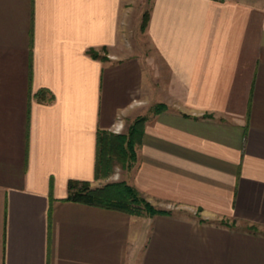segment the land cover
Here are the masks:
<instances>
[{"label": "crops", "instance_id": "1", "mask_svg": "<svg viewBox=\"0 0 264 264\" xmlns=\"http://www.w3.org/2000/svg\"><path fill=\"white\" fill-rule=\"evenodd\" d=\"M137 4L0 0V264H264V0H152L145 53ZM146 109L129 183L174 210L67 199Z\"/></svg>", "mask_w": 264, "mask_h": 264}, {"label": "trees", "instance_id": "2", "mask_svg": "<svg viewBox=\"0 0 264 264\" xmlns=\"http://www.w3.org/2000/svg\"><path fill=\"white\" fill-rule=\"evenodd\" d=\"M144 27L149 20V12L144 15ZM94 58H107L95 49L90 50ZM40 99L45 98V90H40L37 94ZM166 108L159 106V110ZM142 122V123H141ZM144 118L138 120V124L133 126L131 136L123 133H113L108 130L98 132V152L95 179H102L111 173V162L113 154L120 155V159H129L136 162V146L142 143L144 134ZM131 153V156L128 153ZM129 157V158H128ZM69 196L67 199L92 204L100 207H107L122 210L133 215H139L145 211L151 214H166L164 210L154 209L150 203L142 206L145 199L140 197V191L127 181L109 182L102 186H94L92 181L70 180Z\"/></svg>", "mask_w": 264, "mask_h": 264}, {"label": "rangeland", "instance_id": "3", "mask_svg": "<svg viewBox=\"0 0 264 264\" xmlns=\"http://www.w3.org/2000/svg\"><path fill=\"white\" fill-rule=\"evenodd\" d=\"M138 1V6H139V10L142 11L141 14V21L139 24H134L132 27V30L129 31L128 35L129 38L127 39L128 44L132 45V47L136 50V51H140L145 53L148 50V43L146 40V36L144 34L146 27H144V13H147L150 11V6H151V2L152 0H137ZM135 23V22H134ZM163 105L165 107L164 104H160V106ZM143 112V111H142ZM140 113L138 116L134 117V118H129L128 122L126 121L125 125L123 128L118 129L117 127L114 130H108L110 132L119 134V133H123L126 134L128 137L131 136V132H132V128L133 126H135L136 124H138V120L141 118H144V121L146 120V115L148 110L146 109L145 113ZM142 123V122H141ZM145 123V122H143ZM117 130V131H115ZM137 147V146H136ZM129 156H131V153H128ZM129 158V157H128ZM131 158V157H130ZM130 158L127 159L125 161V159H120V155L118 154H113L112 156V164H111V173L110 175L99 179V180H95L92 181L94 186H102L105 185L106 183L109 182H117V181H127L129 183V177H130V173L131 170L133 169L135 162H131ZM130 184V183H129ZM140 197L145 199V201H142V206H146V202L150 203V205H152L154 207V209H160V210H164L168 213H171L174 210V206L170 205V204H165V203H159L156 201L151 200L150 198H148L145 194H143L142 192H139ZM190 215L194 216L195 218L198 219H207L204 218V214L201 212L200 209H190L189 211H187ZM155 214H151V213H147V211L139 214V215H135L137 217H139L140 219H144L146 217H151ZM216 221H220L223 223H227L230 224L232 223V221L226 220V219H215Z\"/></svg>", "mask_w": 264, "mask_h": 264}, {"label": "built area", "instance_id": "4", "mask_svg": "<svg viewBox=\"0 0 264 264\" xmlns=\"http://www.w3.org/2000/svg\"><path fill=\"white\" fill-rule=\"evenodd\" d=\"M115 131H117V130H115Z\"/></svg>", "mask_w": 264, "mask_h": 264}]
</instances>
